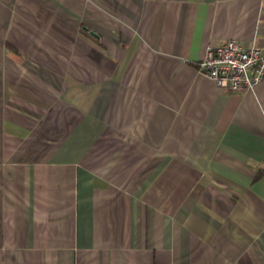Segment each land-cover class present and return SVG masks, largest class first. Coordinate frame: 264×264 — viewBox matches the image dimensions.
I'll use <instances>...</instances> for the list:
<instances>
[{"label":"crops","instance_id":"1","mask_svg":"<svg viewBox=\"0 0 264 264\" xmlns=\"http://www.w3.org/2000/svg\"><path fill=\"white\" fill-rule=\"evenodd\" d=\"M264 0H0V264H264Z\"/></svg>","mask_w":264,"mask_h":264},{"label":"built area","instance_id":"2","mask_svg":"<svg viewBox=\"0 0 264 264\" xmlns=\"http://www.w3.org/2000/svg\"><path fill=\"white\" fill-rule=\"evenodd\" d=\"M199 67L220 89L246 91L264 79V50L228 39L210 44Z\"/></svg>","mask_w":264,"mask_h":264}]
</instances>
